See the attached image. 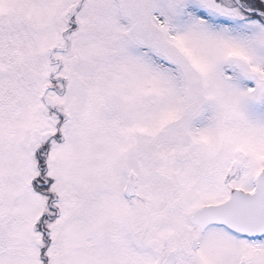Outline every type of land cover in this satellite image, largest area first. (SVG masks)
Returning a JSON list of instances; mask_svg holds the SVG:
<instances>
[{"label":"snow or ice","instance_id":"1","mask_svg":"<svg viewBox=\"0 0 264 264\" xmlns=\"http://www.w3.org/2000/svg\"><path fill=\"white\" fill-rule=\"evenodd\" d=\"M0 264H264V0H0Z\"/></svg>","mask_w":264,"mask_h":264}]
</instances>
